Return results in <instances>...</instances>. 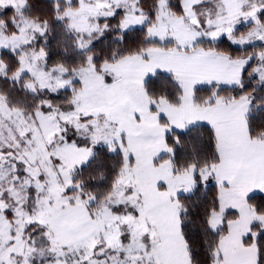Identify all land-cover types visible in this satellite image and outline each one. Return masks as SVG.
<instances>
[{"label": "snow or ice", "instance_id": "obj_1", "mask_svg": "<svg viewBox=\"0 0 264 264\" xmlns=\"http://www.w3.org/2000/svg\"><path fill=\"white\" fill-rule=\"evenodd\" d=\"M0 264H264V0H0Z\"/></svg>", "mask_w": 264, "mask_h": 264}]
</instances>
